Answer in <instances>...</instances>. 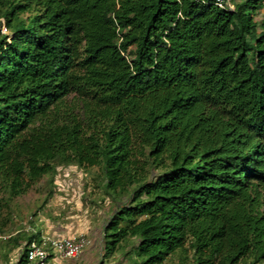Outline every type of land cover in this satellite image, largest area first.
<instances>
[{
  "label": "trees",
  "instance_id": "trees-1",
  "mask_svg": "<svg viewBox=\"0 0 264 264\" xmlns=\"http://www.w3.org/2000/svg\"><path fill=\"white\" fill-rule=\"evenodd\" d=\"M229 1L0 0L8 251L13 200L73 164L101 170L109 254L264 264V0Z\"/></svg>",
  "mask_w": 264,
  "mask_h": 264
},
{
  "label": "crops",
  "instance_id": "crops-1",
  "mask_svg": "<svg viewBox=\"0 0 264 264\" xmlns=\"http://www.w3.org/2000/svg\"><path fill=\"white\" fill-rule=\"evenodd\" d=\"M77 169L81 170L73 164L56 168L52 182L46 183L47 187L53 188V193L44 207L33 215L28 224L31 230L23 234L20 244L12 251L6 247L11 264H33L23 257L24 243L44 234L56 238L84 235L90 239V243L73 258H63L51 251L56 264H129L127 258L121 257L117 261L116 252L109 254L106 251L105 228L112 214L111 200L105 196L95 197L98 203L95 204L94 195L88 198L82 190L80 173L75 174ZM127 248L132 250L131 245L125 250Z\"/></svg>",
  "mask_w": 264,
  "mask_h": 264
},
{
  "label": "rangeland",
  "instance_id": "rangeland-1",
  "mask_svg": "<svg viewBox=\"0 0 264 264\" xmlns=\"http://www.w3.org/2000/svg\"><path fill=\"white\" fill-rule=\"evenodd\" d=\"M3 32L5 33V31ZM78 173H80L81 176H78ZM75 174L78 177H81L80 179L81 181H83L82 190L85 191L86 194H88L87 197L92 198L93 197L92 195H94L93 200L95 201V204L97 203L96 198L100 196H105L104 195L105 190H104L103 185L101 184L102 175H101V170L99 167L93 166V167H89L86 169L81 168V170L77 169V172ZM50 177H51L50 174L44 176L37 184H35L25 194L18 196L13 200L12 210H13V216H14L13 220L15 221L14 223L15 228H18L21 226H26V228H28L29 226L28 224H29V221H31L32 216L36 215L38 211L44 207L43 205L45 204H43V200L45 198V189H46L45 186H46L47 181L50 179ZM107 198L108 200L110 199V197H107ZM28 219L30 220L28 221ZM35 236L37 235L35 234ZM4 237H7V236H4ZM128 242H129L128 244L129 246L130 245L133 246L134 241L132 239L131 240L129 239ZM125 243H123L121 248L120 246H118L116 249L115 255L117 256V261L121 257L127 258L129 264H133L134 260L140 261L141 258L138 259L135 257L133 253L134 251L133 248L132 250H129L128 248L127 250H125L124 248ZM7 246L8 245L2 239H0V264H11L12 263L8 261V256L6 255ZM51 251L53 253H57L55 250L50 249V252ZM163 264H181V263L178 261L177 256H171Z\"/></svg>",
  "mask_w": 264,
  "mask_h": 264
},
{
  "label": "built area",
  "instance_id": "built-area-1",
  "mask_svg": "<svg viewBox=\"0 0 264 264\" xmlns=\"http://www.w3.org/2000/svg\"><path fill=\"white\" fill-rule=\"evenodd\" d=\"M228 6L233 9L229 0H217L219 6ZM30 231L31 228H26ZM90 243L87 236L81 235L76 238L62 237L56 238L54 236L44 234L38 239L33 238L24 243V252L26 259L33 264H56L50 255V249L55 250L58 255L63 258L76 257L81 250H83Z\"/></svg>",
  "mask_w": 264,
  "mask_h": 264
},
{
  "label": "clouds",
  "instance_id": "clouds-1",
  "mask_svg": "<svg viewBox=\"0 0 264 264\" xmlns=\"http://www.w3.org/2000/svg\"><path fill=\"white\" fill-rule=\"evenodd\" d=\"M5 31V28L2 29V32Z\"/></svg>",
  "mask_w": 264,
  "mask_h": 264
}]
</instances>
